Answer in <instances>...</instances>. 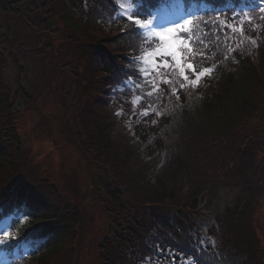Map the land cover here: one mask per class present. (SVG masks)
I'll return each mask as SVG.
<instances>
[{
  "label": "rangeland",
  "instance_id": "rangeland-1",
  "mask_svg": "<svg viewBox=\"0 0 264 264\" xmlns=\"http://www.w3.org/2000/svg\"><path fill=\"white\" fill-rule=\"evenodd\" d=\"M41 2L43 0L37 1L36 9L29 11L33 15L38 14L35 17V22L37 23L40 20L39 18L45 19L44 9L49 8L46 5L51 6L53 3H47L45 6L38 8ZM17 9L8 5L6 16L0 14V22L2 23L1 34H4L5 27L7 29V26H9L6 41L0 43V48H8L5 51L2 50V53L4 51V60L2 63L0 61L1 65L3 63V65H6L5 68L0 66L2 76L0 96L8 95L6 93L8 91L11 98L12 91V93L14 92L12 99L21 100L23 104L17 117L19 122L18 134L21 143L20 158L24 162L22 164L24 171L31 177H35V174L40 172L43 178H47V181L53 184V188L56 191L51 200H59L61 204V199L69 200L70 202L75 200L76 202L77 195L83 190L89 194L97 193L98 191L102 193V186L97 185V183L102 184L98 178L101 175L99 168L105 173L108 180H115L117 183H121L122 180L117 177L116 171L111 167V159L109 157V154L114 151L121 159L123 158L121 154L124 148L117 145L119 139L116 137L112 143H108L107 137L102 136L99 142V150L101 151V149L105 148V151L98 156H92L77 146V140L73 135L79 131L81 125L67 102L69 99H76L77 97H81L82 101L84 96H86L84 91V77L87 76L84 69L86 63L84 58L85 50L80 51L79 48L88 47L92 42L89 40L92 36L87 30L85 32H77L76 30V33L72 34L74 36L72 37L76 38L74 41L67 40L64 36L66 30L72 27L69 23L70 17L77 26H79L78 22H80L82 27L86 26L87 19H83L76 10L69 9L64 5V8L62 7L56 15L58 18L60 17L59 15H62L64 23L60 21L59 23H53L50 26L51 33L48 34L42 22L37 24L38 27L32 25V22L28 25L27 22L30 19L24 11L21 22H19V17L21 16L19 13L16 14L18 12ZM54 10L56 11V9ZM165 13L163 12L157 18V24H166V22L171 21L170 19H172L174 14L172 13L166 18ZM47 16L48 20L50 19L51 21L52 16L55 15L49 16L47 14ZM101 25V28L104 29H100L103 32L102 36L115 34L116 27L105 22H102ZM39 35H41L42 39L36 38ZM96 36L97 38L100 37L98 33ZM34 40L38 41L35 44L40 43L38 46H41L45 41H47V45L43 49L38 47L40 51L36 52L38 54H31L34 51L31 46L24 47L22 50L24 52L15 53L14 56H17L20 63L14 65L10 55H8L10 51L14 52L22 48L20 45H23V43L33 45ZM42 58L44 59V64L48 65V75L43 82L39 72V68H42ZM21 69L22 73L20 72ZM157 80H161V77H157ZM23 92H27V94ZM29 96L30 98H28ZM71 101L76 104L75 101ZM81 101L80 103H82ZM74 112H77V109ZM246 126H251V122L247 123ZM179 131L180 137L177 131V135L174 138V146H179L180 148L183 144L180 143L181 140L191 144L196 149V154L191 155V159L188 162L190 170L178 177L180 183L183 180L189 182L190 178L198 177L201 179L199 182V185H201L207 179V181H210L212 170L218 175V178L213 180V191L204 190L206 196L202 198L201 203L206 201L207 205L206 210L204 208L201 211L203 216L198 222L201 221L205 225V222L210 224L214 218L219 219L217 221L218 225L215 227L217 228V233L215 234L216 236L218 235L222 242L229 236L227 231L229 227L225 226V222L228 221L226 223L228 225L230 219L234 220L238 215L241 216L242 218L235 222L234 227L241 225L245 231L252 230L259 250L257 251L259 260L249 261L248 264H260V262L264 264V147L263 150L256 151L257 161L255 164H251L248 160L239 157V155H234V153L238 152L235 149L232 150V138L229 135L221 137L220 148L215 150L217 155L213 159L210 157L212 151H207L210 155H207L206 159L202 160V153L207 149V147L205 148L202 145L205 142L203 137L191 130L180 129ZM148 143L153 147L152 142ZM124 147H131L135 153L138 152V148L135 145L128 144V142ZM226 148L227 150H225ZM138 155L139 159L127 160L129 173L139 167V160L141 165L145 166L144 159L147 155L143 150ZM91 156L94 157L93 160ZM229 166L231 169L226 170ZM248 166L253 167V169L248 168ZM252 170H255L256 173L253 174ZM158 171L156 176L151 179V186L155 189L157 179L163 180L167 186H170V178L163 177ZM234 171H238L239 175H243L235 178L233 176ZM246 179H251V188L245 186ZM142 181V178H133L131 180V189L125 192V195L120 198L121 201L117 203L122 206L121 202L123 200L137 201V203L133 204V207H126L122 215L123 219H120L125 230L124 235H122L124 244L120 246V249L127 250L131 244L127 236L135 235L136 230H140L143 225L146 227L148 217L145 214L149 210L154 214H160L164 218V216L170 217L182 209L178 208L175 202L169 200L171 195L170 197L164 195L162 199L157 198L154 203L146 206L148 193L145 194V191L139 188L137 189L138 192L141 190L144 194L135 192V186H133ZM40 186L45 187L44 189L49 188L41 184ZM124 187L125 184H120L121 189H124ZM102 207L105 208V204ZM111 217L109 216L107 222L110 221ZM90 229L91 227L86 229L83 227L76 234L78 239L75 243L74 264H99L98 259H93L86 248L90 238L94 236L89 233ZM117 231H119L118 226ZM222 232L224 233L222 234ZM245 234L247 235V233ZM249 237L253 242L254 237L250 233ZM237 242L241 243V240L238 238L233 244ZM63 246L65 247V243ZM56 259H58V256H53L52 263ZM119 263L120 261L116 263L112 261V264Z\"/></svg>",
  "mask_w": 264,
  "mask_h": 264
},
{
  "label": "trees",
  "instance_id": "trees-1",
  "mask_svg": "<svg viewBox=\"0 0 264 264\" xmlns=\"http://www.w3.org/2000/svg\"><path fill=\"white\" fill-rule=\"evenodd\" d=\"M78 1L76 2L77 4ZM145 1L146 5H151V0ZM186 1L188 5H193L198 0ZM227 1L231 2V0H224L222 4L227 3ZM70 2L73 3L74 0H70ZM227 14L230 15L229 12L224 13V15ZM260 14L261 12L254 15L252 20H255L253 23L242 24V33L238 30L232 31L231 27H225L224 31H216L217 27L212 25V22L207 23L208 25L206 26L202 25L200 28L203 31L201 37L203 43L194 44L193 48L196 52H203V58L197 55L192 62L197 66V70L212 68L211 74L205 77L201 85L195 88L186 87L184 93L180 90L177 94L179 96L178 101L175 96L170 94L171 83L164 84L152 78L159 85L157 93L159 101L153 112L139 118V124L133 128L134 135H129L122 129V118H116L111 115V111L114 109L121 107L129 109V105H125L127 100L123 99L125 94L118 96L116 98L117 102L114 104V101L110 106L106 104L107 89L110 83L107 82L105 73H111L115 68H120V65H129L126 57L123 56L129 52L130 35L122 32L118 34V37H113L108 42H105L108 44L107 46H110L111 50H118L114 52L115 54L109 53L105 48L98 46L101 38L90 44L91 50H89L88 58L93 67L88 70L89 80H87L84 90L88 98V104L85 107L91 113L86 117V121L97 139L90 142L89 147L100 149L99 139L102 136H106L108 143H111L109 142V133L114 138L125 139L126 142L136 138L137 142L134 141L132 144L128 142V144L135 145L138 148V152L135 153L131 147H126L121 154L123 155L122 160L127 162V160L139 159L138 154L142 149H146L145 154L147 157L144 162V171H147L146 175L154 177L159 170L160 175L170 178V186H167L163 180L157 179L155 189L149 181L147 187L148 204H151L157 198H164V195L168 197L171 195L169 200L178 203L184 198L182 205L185 208L189 205V207L195 209L198 194L205 189H209V192L213 191V180L218 178V175L213 170L212 176L209 178L210 181H207V179L201 185H199L201 179L198 177L190 178L189 182L183 180L180 183L178 177L190 170L188 162L191 159V155H195L196 150L191 144L180 140V143L183 144L175 153L173 150L174 138L177 135V131L180 137V129L191 130L198 135L200 134L205 141L202 145L205 148L207 147V151H212L214 156H216L215 150L218 148L215 144L219 143L221 137L230 135L232 138V150L235 149L238 152L234 153V155H239V157L248 160L251 164L255 161V153L261 149V145L264 143V18ZM231 21L232 18L228 20L227 25L238 27L235 22L230 23ZM130 27L128 24V30ZM117 29L118 27H116ZM129 32L133 34L131 37L138 38L135 33L130 30L127 31L128 34ZM249 39L257 40L255 46L251 45L252 42ZM131 44L133 43L131 42ZM235 44H237V47L233 50V54L231 56L226 55L225 50L227 52L232 51ZM97 57L100 60L97 61ZM180 80L181 78H178L177 81L179 82ZM148 86L149 89H153L150 81ZM7 112L0 113V213L5 210L7 203L13 201L8 199L9 191L12 187L19 181H25V179H21L22 175L19 174L17 176L19 167L15 169L9 160V155L19 147V139L16 135L13 119L8 115V120H3V114ZM102 115L107 116V120L104 123L101 120L99 121L98 118L102 117ZM249 122H251V126H246ZM102 132L105 133L102 134ZM254 139L257 141L253 142ZM147 142L154 143L153 147L148 144L145 148L140 146V144ZM114 156H116L115 153ZM116 157L123 165H126L121 158ZM248 168L251 167L248 166ZM9 169L12 170V173ZM229 169H231L230 166L226 170ZM3 171L11 175L6 173L2 175ZM239 174L238 171L233 172L235 178L243 175ZM181 188L187 189L184 191ZM49 216V212L38 213L36 216L37 224ZM177 219L181 221V219ZM227 222H225V226L229 227L227 229L229 236L220 243L221 255H223L225 250L223 246L226 247L228 241L237 239L239 235L247 232L241 225L234 227V220L230 219L229 224L226 225ZM174 224L184 230L181 236L176 234L175 236L180 239L186 238L185 230L187 228L185 223L176 222ZM170 227L172 226H167V228ZM67 232L68 230L64 228V232L52 239L44 251L37 256L30 257L24 264H65L64 253L65 256L66 254L68 256H66L67 260L71 261L72 251L68 252L65 250L67 247L62 244V240L67 237ZM251 245H253V242L248 245V248L241 244H235L234 247L229 248L232 249L236 256L239 254L242 256L246 252H251ZM111 253H113L112 250L107 255L112 261L123 259L118 252L115 254ZM55 255L58 256V259L52 263V258ZM199 256L201 264H219L212 256H210V260L206 251L201 252ZM250 258L251 255L248 259ZM205 260L208 263H205ZM238 264H241V262Z\"/></svg>",
  "mask_w": 264,
  "mask_h": 264
},
{
  "label": "snow or ice",
  "instance_id": "snow-or-ice-1",
  "mask_svg": "<svg viewBox=\"0 0 264 264\" xmlns=\"http://www.w3.org/2000/svg\"><path fill=\"white\" fill-rule=\"evenodd\" d=\"M116 11L120 18L127 19L133 25L129 30L142 37L141 54L135 59L141 65L139 72L143 77L159 75L161 70L171 69L172 72L178 73L179 78L184 81L180 84L181 88H195L199 85L201 78L211 74L212 68H202L197 71V66L192 62L197 55L203 58V52H196L193 48L194 44L203 43V39L194 36V33L198 32L201 23L205 25L207 23L195 16V10L185 8L180 11L176 20L166 24H157L155 13L138 5L137 0H120ZM260 11L264 13V7H261ZM224 26L231 27L234 32L237 30L243 32L242 27L237 29L236 26L227 25L226 22ZM252 42L255 43V41ZM161 82L164 84L172 82L169 73L165 72V76L161 77ZM150 83L153 85V91L148 92L147 95H152L159 89V85L154 80ZM175 91L176 89L173 88V93ZM142 114L147 115V112ZM5 227L8 226L5 225ZM0 231L3 232L0 243L15 239V235L2 228Z\"/></svg>",
  "mask_w": 264,
  "mask_h": 264
}]
</instances>
